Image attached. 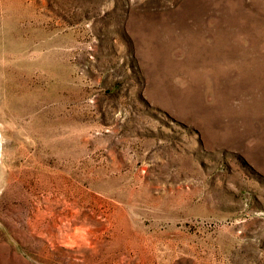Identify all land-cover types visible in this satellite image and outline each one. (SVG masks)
Here are the masks:
<instances>
[{
    "label": "rangeland",
    "instance_id": "obj_1",
    "mask_svg": "<svg viewBox=\"0 0 264 264\" xmlns=\"http://www.w3.org/2000/svg\"><path fill=\"white\" fill-rule=\"evenodd\" d=\"M0 264H264V0H0Z\"/></svg>",
    "mask_w": 264,
    "mask_h": 264
}]
</instances>
